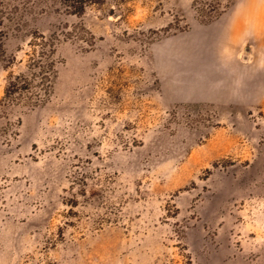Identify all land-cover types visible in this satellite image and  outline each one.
I'll return each mask as SVG.
<instances>
[{
	"label": "rangeland",
	"instance_id": "rangeland-1",
	"mask_svg": "<svg viewBox=\"0 0 264 264\" xmlns=\"http://www.w3.org/2000/svg\"><path fill=\"white\" fill-rule=\"evenodd\" d=\"M81 1L0 0V264H264V0Z\"/></svg>",
	"mask_w": 264,
	"mask_h": 264
},
{
	"label": "trees",
	"instance_id": "trees-1",
	"mask_svg": "<svg viewBox=\"0 0 264 264\" xmlns=\"http://www.w3.org/2000/svg\"><path fill=\"white\" fill-rule=\"evenodd\" d=\"M31 0H26L29 2ZM38 1V0H35ZM64 4L71 8H78V5L82 3L81 0H62ZM9 17V23L7 24L8 33L15 37H25L26 24L21 18L15 19L13 14ZM3 24V23H2ZM1 18H0V25ZM38 36L36 33H32L29 39V45L33 47L27 60L28 72L23 71L18 74L10 72L8 76V82L5 89L4 99L10 102H25L30 104H40L45 101V98L50 90V75L52 68V61L50 59V50L48 51L44 45H40V49L37 50ZM15 60V57L9 56L6 59H1L4 62L5 68H10Z\"/></svg>",
	"mask_w": 264,
	"mask_h": 264
}]
</instances>
